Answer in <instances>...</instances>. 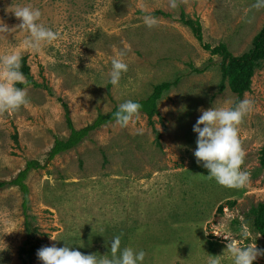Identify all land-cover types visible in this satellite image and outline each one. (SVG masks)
<instances>
[{
    "label": "rangeland",
    "instance_id": "rangeland-1",
    "mask_svg": "<svg viewBox=\"0 0 264 264\" xmlns=\"http://www.w3.org/2000/svg\"><path fill=\"white\" fill-rule=\"evenodd\" d=\"M254 3L188 0L173 10L167 0H0V22L18 24L5 8L31 5L58 37L39 53H23L30 77L24 75L27 84L20 87H27L29 103L14 114H0V180L13 178L27 160L41 165L24 181L35 229L30 243L25 244L21 191L0 189V264H42L38 249L21 252L33 243L67 244L84 254L110 257L115 236L121 238V250H143V264H208L212 258L232 264L227 241L211 232L205 236L201 226L215 230L224 219L236 232L245 212L264 200L258 160L264 145V65L241 98L252 101L239 126L246 153L242 169L250 172V180L240 189L222 187L206 179L208 170L196 163L193 125L201 115L198 109L230 106L236 94L227 86L219 90L220 57L203 49L180 18L183 13L200 20L203 41L224 42L239 55L264 22V8H252ZM146 14L158 19L156 27L144 25ZM25 35L16 30L0 36V54L18 48ZM119 51L125 52L128 71L113 86L108 73ZM203 66L208 68L202 73L191 70ZM175 77L178 82L158 101L152 124L140 113L127 128L103 125L77 147L47 160L55 137L69 134L62 102L80 128L98 112L145 97L155 83ZM254 263L264 264V259Z\"/></svg>",
    "mask_w": 264,
    "mask_h": 264
},
{
    "label": "clouds",
    "instance_id": "clouds-1",
    "mask_svg": "<svg viewBox=\"0 0 264 264\" xmlns=\"http://www.w3.org/2000/svg\"><path fill=\"white\" fill-rule=\"evenodd\" d=\"M187 2L188 0H167L168 7L173 10ZM251 7L256 10L264 8V0H255ZM5 12L14 15L20 22L12 27L0 22V36L7 37L8 34H15L16 30L26 34L18 48L0 54V114L11 115L29 103L27 87L18 86L27 84L21 71L23 53H39L42 47L50 45L58 37L57 33L41 22L42 13L38 8L31 5L9 6L5 8ZM143 22L151 29L157 26L158 19L146 14L143 16ZM124 55L125 52L119 51L111 59L108 75L113 86H117L122 73L128 71V64L123 60ZM86 99L91 97L87 96ZM141 107L140 103L133 100L119 104L118 110L113 114L115 123L120 128H127L136 123L140 119ZM251 109L252 101L247 98L239 100L234 106L198 109L201 115L193 125V131L198 134L194 156L196 163L208 170L206 179L232 189H240L248 184L250 172L242 169L246 153L239 138V126ZM235 218L234 215H229V220ZM216 225L215 230L201 227L205 236L211 232L227 241L226 248L231 254L232 264H253L258 257L264 256V248L257 247V237H253L246 223H242L236 232L230 228L227 220L221 219ZM49 238L52 241L59 240L51 235ZM110 253V257L98 258L95 254L72 250L67 244L57 247L53 243L38 249L37 257L42 264H143L146 256L143 250L136 251L131 247L121 250L120 236L112 239ZM208 264H221V261L212 258Z\"/></svg>",
    "mask_w": 264,
    "mask_h": 264
},
{
    "label": "trees",
    "instance_id": "trees-1",
    "mask_svg": "<svg viewBox=\"0 0 264 264\" xmlns=\"http://www.w3.org/2000/svg\"><path fill=\"white\" fill-rule=\"evenodd\" d=\"M154 14L161 13L160 10L153 12ZM181 22L188 26L194 35V37L200 42L203 49L207 50L210 55H216L220 57L219 71L220 81L219 90L222 91L227 86L231 92L236 94V97L231 106H234L236 102L241 100L242 95L250 90L251 78L256 69H259L264 65V22L259 31L252 37L250 46L246 51L239 55H233L227 48L224 42H219L215 46H211L209 43L203 41L202 26L200 20L192 18H185V15L181 13ZM208 66L202 68L193 67L191 70L195 73L204 72ZM21 71L26 77H30L28 66L25 63V59L22 58ZM178 77H175L173 81L167 80L159 83H155L151 91L142 98L131 99L141 104L140 113L144 114L150 124H152V118L158 115V101L163 95L168 92L172 86L176 85ZM21 86V85H18ZM64 109V117L66 126L69 130V134L66 138L55 137L51 148L46 153L47 160L53 159L56 155L71 150L77 147L87 136L103 125L115 122L114 113L118 110L119 105H115L106 113L98 112L93 121L83 127L75 128L72 124L71 118L69 117V108L65 102H62ZM259 167L264 169V145L261 147L259 152ZM41 165L36 160H27L25 168L20 170L10 180H0V189L6 186H17L22 193L23 201L21 204L22 213L24 216V228L27 234L26 243H30L34 235L35 229L32 227L29 221L28 214V189L25 184L27 173L30 169H36ZM234 201L229 202L233 204ZM223 206H218V212H222ZM243 221L250 227L252 233L257 238L256 243L258 248H264V200L258 202L255 206H251L248 212H245ZM234 222L239 223L235 218ZM35 249H40V246H36L33 243L29 248H21V252H25L27 255L32 253ZM264 259V256L261 257ZM253 264H255L253 262Z\"/></svg>",
    "mask_w": 264,
    "mask_h": 264
}]
</instances>
